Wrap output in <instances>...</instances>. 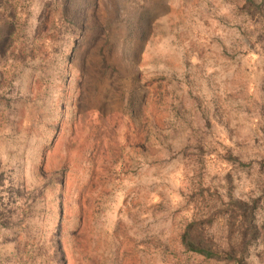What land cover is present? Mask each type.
<instances>
[{"label": "rangeland", "instance_id": "374dc122", "mask_svg": "<svg viewBox=\"0 0 264 264\" xmlns=\"http://www.w3.org/2000/svg\"><path fill=\"white\" fill-rule=\"evenodd\" d=\"M233 202L264 264V0H0V264H225Z\"/></svg>", "mask_w": 264, "mask_h": 264}, {"label": "trees", "instance_id": "16d2710c", "mask_svg": "<svg viewBox=\"0 0 264 264\" xmlns=\"http://www.w3.org/2000/svg\"><path fill=\"white\" fill-rule=\"evenodd\" d=\"M248 205L233 202V210L227 221L229 230L224 244L217 243L201 227L202 224L196 222L189 224L182 236V246L185 251L201 256L208 261L248 264L249 246L259 238L260 232L254 214L256 202H252L251 211L246 209Z\"/></svg>", "mask_w": 264, "mask_h": 264}]
</instances>
